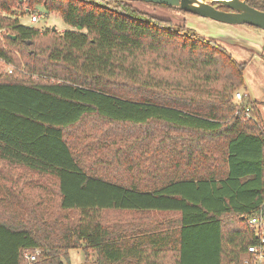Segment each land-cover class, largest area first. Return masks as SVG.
Instances as JSON below:
<instances>
[{
  "label": "trees",
  "instance_id": "16d2710c",
  "mask_svg": "<svg viewBox=\"0 0 264 264\" xmlns=\"http://www.w3.org/2000/svg\"><path fill=\"white\" fill-rule=\"evenodd\" d=\"M40 6L72 28L14 15ZM0 62L15 66L0 69V264L35 249L33 264H69L75 248L96 264L243 263L264 209V123L235 99L245 62L132 0H0ZM32 178L37 201L19 186Z\"/></svg>",
  "mask_w": 264,
  "mask_h": 264
},
{
  "label": "rangeland",
  "instance_id": "374dc122",
  "mask_svg": "<svg viewBox=\"0 0 264 264\" xmlns=\"http://www.w3.org/2000/svg\"><path fill=\"white\" fill-rule=\"evenodd\" d=\"M209 1V0H204ZM133 5L136 7L147 11L148 13L170 19L176 25L186 24L189 27L194 28L199 33L203 34L204 36L211 37L216 39L219 43H221L224 47H226L232 55L239 61L245 62L246 67L244 69V78L253 99H255L256 104L258 103L260 107L261 114L264 116V55L258 53L255 49L242 45L237 41H246L252 44H258L262 48H264V29L252 26L249 24H230L223 21H219L207 16L187 12L184 10H180L176 7L146 2L143 0H133ZM38 13H42L41 18L36 22H31L29 20L30 14L27 13L24 15L19 10H16L14 15H18L20 17L21 22L27 25H34L40 27L41 29H46L48 27H56V30L59 32H63L66 29H71L72 27L69 26L61 17L58 12L55 11H48L43 6H40L37 11ZM3 14L7 13L5 11L2 12ZM3 44H6V41H2ZM8 49H12L17 57H18V65L16 67L19 69L22 68L24 61L22 60V55L18 49L8 47ZM8 63L0 62V69L6 70V65ZM17 69V70H18ZM246 88H240L238 90H244ZM247 90V89H246ZM251 98V97H250ZM251 98V99H252ZM257 99V100H256ZM7 162L0 159V166L5 165ZM9 170V169H8ZM0 171L5 174L2 178L8 177L7 173L10 172L1 170ZM0 172V174H2ZM15 173H20L23 178H30L32 176L31 173L24 172V168H20L15 170ZM1 179V177H0ZM30 180H21L19 182V186L22 187L23 190V199L27 198L28 201H37L39 197L43 196L44 190L39 189L36 187L34 183L36 181L34 178ZM26 183V184H25ZM4 184V180H1L0 185ZM39 189V190H38ZM9 194V191L6 192L5 188L0 189L1 194ZM51 204V203H50ZM69 216L72 219L76 217V214L73 212H69ZM171 213H159V212H152V213H138V212H123V214L119 215L120 219H150L153 220L157 219H164L167 218ZM109 218L112 216V220H116L114 215L110 214L107 215ZM96 255L93 253L89 257L86 256L83 249L75 248L69 250V257L67 259L64 258V261L67 260L69 264H96L95 263Z\"/></svg>",
  "mask_w": 264,
  "mask_h": 264
},
{
  "label": "water",
  "instance_id": "95a60500",
  "mask_svg": "<svg viewBox=\"0 0 264 264\" xmlns=\"http://www.w3.org/2000/svg\"><path fill=\"white\" fill-rule=\"evenodd\" d=\"M133 1V0H132ZM151 3L165 4L180 8L184 11L207 16L230 24H249L264 29V10L252 6L247 0H143ZM216 1L230 10L218 8L213 4ZM56 29V27H52ZM242 45L255 49L264 55V48L258 44L246 41H237Z\"/></svg>",
  "mask_w": 264,
  "mask_h": 264
},
{
  "label": "built area",
  "instance_id": "2783aa9c",
  "mask_svg": "<svg viewBox=\"0 0 264 264\" xmlns=\"http://www.w3.org/2000/svg\"><path fill=\"white\" fill-rule=\"evenodd\" d=\"M36 11L37 10L31 11L29 13V20L31 22L38 21L42 16V13H38ZM14 69V65H6L7 71L12 72ZM246 97H250L249 92L246 89L237 90L235 92V99L239 102L245 99ZM247 116H251L250 110L247 113ZM246 218L249 227L254 233L255 242L248 245V256L244 259L242 264H264V209H260L259 211L248 215ZM39 253L40 249H35V251L32 252H26L25 257L28 261V264L35 263L38 260Z\"/></svg>",
  "mask_w": 264,
  "mask_h": 264
},
{
  "label": "crops",
  "instance_id": "0c3cea01",
  "mask_svg": "<svg viewBox=\"0 0 264 264\" xmlns=\"http://www.w3.org/2000/svg\"><path fill=\"white\" fill-rule=\"evenodd\" d=\"M245 83H246V82H245ZM246 89H247V91H248L247 85H246ZM248 92H249V91H248ZM249 95H250V97L252 98L250 92H249ZM253 98H254V97H253ZM253 98H252V99H253ZM253 100H255V99H253ZM256 100H257V99H256ZM256 106H257L258 113H259V115H260V117H261V119L263 120V123H264V116L261 114L260 107H259L258 103L256 104Z\"/></svg>",
  "mask_w": 264,
  "mask_h": 264
},
{
  "label": "flooded vegetation",
  "instance_id": "af4514ba",
  "mask_svg": "<svg viewBox=\"0 0 264 264\" xmlns=\"http://www.w3.org/2000/svg\"><path fill=\"white\" fill-rule=\"evenodd\" d=\"M215 6H219L220 5V3H217V4H215V3H213ZM219 8V7H218ZM227 10H230V8L229 9H227Z\"/></svg>",
  "mask_w": 264,
  "mask_h": 264
}]
</instances>
